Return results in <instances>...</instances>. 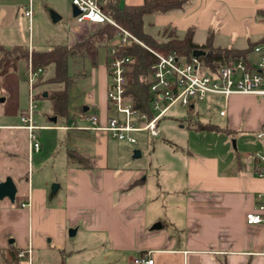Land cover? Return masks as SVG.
Here are the masks:
<instances>
[{
    "label": "crops",
    "instance_id": "crops-1",
    "mask_svg": "<svg viewBox=\"0 0 264 264\" xmlns=\"http://www.w3.org/2000/svg\"><path fill=\"white\" fill-rule=\"evenodd\" d=\"M28 4L29 0H0V47H23L30 53L49 51L84 41L97 26L68 17L72 0H33L31 25L25 17ZM48 8L60 15L54 23L67 17L68 29L59 28L50 49L36 50L34 18L47 20ZM21 15L29 30L28 47L20 42ZM147 18L154 29L170 30L179 39L193 30L198 45H204L210 33L214 34L215 48L245 50L249 43H264V0H187L181 10ZM106 57L103 65H93L85 102L71 112L69 99L67 118L49 114L50 124L40 125L34 114L35 124L42 127L40 141L43 132L52 133V158L43 144L39 152H31L21 121L25 110L0 113V182L11 177L17 186L15 203L9 199L0 202V264H28L11 261V255L28 249L32 264H65L64 257L73 255L68 238L81 232L94 245L102 234L111 252L136 254L135 259L149 255L154 264H264V224L247 222V215L259 213L264 201V177L259 176L257 163L251 158L254 153H264V139L259 137L264 126V100L235 95L228 100L218 97L215 102L212 96L201 101L209 99L213 106L217 104L221 120H212L214 116L210 122L197 123L218 128L199 131L196 123L194 144L191 146L189 140V149L183 154L173 149L175 157L186 160L173 163L176 167L167 165L168 161L159 163L161 171L185 172L184 191L162 194L147 184L144 172L121 165L120 141L108 132L92 129L90 116L96 115L105 126L112 115ZM248 58L255 67L258 54L251 52ZM20 63L8 64L7 69H17ZM58 132L60 137L65 133L66 140H60ZM156 151L155 147L154 155ZM35 154L44 157V162H37L36 171ZM54 185H59L55 192ZM23 203L29 206L23 208ZM158 224L161 228L154 229ZM71 229L75 230L73 236Z\"/></svg>",
    "mask_w": 264,
    "mask_h": 264
},
{
    "label": "built area",
    "instance_id": "built-area-1",
    "mask_svg": "<svg viewBox=\"0 0 264 264\" xmlns=\"http://www.w3.org/2000/svg\"><path fill=\"white\" fill-rule=\"evenodd\" d=\"M105 0H72V5L79 11L75 17L79 23L110 24L119 30L117 39L108 49V92L107 99L112 115L105 126L100 124L96 115L89 117L92 129L108 132L118 141H126L131 145L139 143L137 135L145 134L149 141L161 136L159 123L168 115L173 106L180 105L194 109L195 106L208 97H222L228 100L235 95H251L264 100V43L255 47L258 54L255 67L243 59L230 58L224 63L208 64L209 55H191L180 58L176 54L162 55L150 50L157 61L150 73V108L152 118L134 108L131 96L127 95L130 84L128 74L131 72L133 59L123 55L122 50L132 43L145 45L130 31L121 27L107 15L103 9ZM34 16L33 0L25 10V17L32 25ZM44 74V69H29L28 83L30 85V106L21 114L24 129L28 132L31 152H39L42 148L39 131L42 127L35 124L34 114L37 107L35 84ZM225 112H221L224 116ZM260 138L264 139V126ZM251 158L256 161L259 176L264 177V153H254ZM264 195H262V199ZM26 203L22 207H28ZM259 213L247 215L249 225L264 224V201L259 206ZM18 258L32 264L31 249L20 251ZM134 264H154L149 255L138 257Z\"/></svg>",
    "mask_w": 264,
    "mask_h": 264
},
{
    "label": "rangeland",
    "instance_id": "rangeland-1",
    "mask_svg": "<svg viewBox=\"0 0 264 264\" xmlns=\"http://www.w3.org/2000/svg\"><path fill=\"white\" fill-rule=\"evenodd\" d=\"M143 1L144 0H123V4H139ZM45 11L47 20H45L42 16L37 18L36 15L34 18V31L32 38L34 40L33 43L36 50L50 49L55 44L54 37L59 28H64L65 30L68 29L67 27H65V20H67L66 16L62 22L60 21L59 23H54L52 19V12L56 13L57 15H59V13L49 8ZM147 16L148 15L144 17L145 31L147 34L151 35L158 42H162L172 36V32H170V30L154 29L152 27L153 22L150 20L151 18H147ZM68 17L71 18L73 22L77 23L76 18L73 15L72 5L70 6ZM19 19L22 22L23 29V36L20 38V42L21 44L28 47V26L25 24L26 20L22 17V15L19 17ZM107 49H100L97 61L98 64H104V59L108 55V51H106ZM4 53L5 52H1L0 48V60L3 57ZM75 60H70L68 69L69 76H71L72 79L76 81L75 83H73L70 89L71 112H73L76 107L82 105L85 102L84 91L89 92L91 90L92 79L90 75L93 71V68H95L92 61L88 59L76 57ZM51 65L53 67H49ZM51 65L44 67V74L35 84L37 103V107L35 109V119L36 122L40 125L49 123V114H51L52 116L55 115L52 107V102L49 99L63 87L62 84L53 83L55 77L53 68L55 67V65ZM31 66L33 67L31 58H29V61L27 62L22 61V63L18 64L17 69L15 68L16 66H12L11 68L7 69V66L2 67L0 65V113L14 114L17 108L25 110L24 112L29 109L31 91L30 85L27 82L29 69L31 68ZM150 78L151 77L149 76V83ZM37 87L40 88L38 89V94ZM45 93L48 94L47 97H44ZM40 95L42 96V98H40ZM38 97L42 102L40 101L38 103ZM208 98L210 99L211 97ZM212 98H215V102L217 101V99H219L218 97ZM209 99L205 102H199L196 105L195 109L183 107L180 105L173 106L166 118L162 121V135L158 139L153 140V142H148L149 140L146 138L145 134L138 135L139 144L137 145H130L125 141H120V144L118 145L121 149L118 153L119 155H124L121 165L135 172H144L145 175L143 177L147 178V184L150 185L153 189L159 188L162 194H166L167 192H169V190L184 191V183L182 182V178L184 179L185 172L180 171L175 173V171L179 170L169 168L167 170L161 171L159 168L161 165H159V163L163 164L168 161L167 165H172L173 163L180 164L184 160H186L185 157L184 159L179 155L175 157L173 154V149H176V151L179 150V153L183 154L184 151H187L189 149V140L191 146L194 144V137L195 135H197V132L194 130V125L198 121L210 122V120L214 116H216L212 120L216 119V122H220L221 119H218L219 111L215 109L218 106L217 104L213 106L212 101ZM209 104H212V106H209ZM71 115L73 116V114ZM182 126L184 128H182ZM62 128L67 129L66 126ZM51 134V132H43V141L41 140V143L44 146L43 150L48 149V152H46L48 153L47 156L49 158H52V155L50 154H53L55 152L51 151L50 145L53 144ZM54 134L56 133L54 132ZM64 135L65 133H62V136L60 137V132L57 133L58 138L63 141L66 140ZM155 147L157 150L156 155H154ZM60 149L61 148L59 147L57 151H60ZM136 151L141 152V157L135 158ZM43 158L44 157L38 158L37 154H35V171L37 170V162H39V160L40 162H44ZM174 166L176 167V165ZM99 237L100 240L96 245L91 243V238L89 242L86 241L85 237H83L82 232L77 237H69L68 243H70L69 247H73V255L65 256L63 262L65 264H134L136 254H118L116 252H111L107 243L103 240V235L99 234Z\"/></svg>",
    "mask_w": 264,
    "mask_h": 264
},
{
    "label": "trees",
    "instance_id": "trees-1",
    "mask_svg": "<svg viewBox=\"0 0 264 264\" xmlns=\"http://www.w3.org/2000/svg\"><path fill=\"white\" fill-rule=\"evenodd\" d=\"M186 3L187 0H175L173 2L146 0L142 5L131 6L123 4V0H105L103 5V9L107 15L113 18L118 25L130 31L145 45L144 47L137 43H132L121 52L123 55L130 56L133 59L131 72L128 74L130 84L127 95L132 97L134 108L142 114L147 115L149 119L152 118V112L150 108L151 97L149 93L150 83L148 78L152 66L157 61L156 57L150 52V50L165 55L176 54L180 58H189L195 51L202 50L207 51L209 54L206 61L211 65L217 62L224 63L230 58H243L249 63V65H252L248 57L251 52H254L255 47L261 44L249 43L248 48L245 50L215 48L213 46V33L209 34L208 40L204 45H198L194 42L193 30H189L182 39L171 36L162 42L156 41L151 35L146 33L144 24V17L146 15L164 14L181 10ZM96 25V28L90 33L87 39L77 42L72 46H57L49 51H34L32 54L28 49L23 47H15L13 49L0 47L1 52H5L0 60V65L5 67L8 64H14L20 61L27 62L29 61V58H31L35 70L39 68L44 69V67L54 64L55 77L53 83L62 84L63 87L60 91L50 97L49 100L52 102L55 114L59 115L61 118H67L70 89L74 82L72 77L69 76L68 69L70 60L79 57L82 59H88L92 61L93 65H97L100 49H107V47L109 49L117 39L119 33V30L110 24ZM40 98H42L41 95ZM195 126L199 131H213L218 128L212 124L201 123H197ZM15 260H20L18 258V253L16 255H11V261Z\"/></svg>",
    "mask_w": 264,
    "mask_h": 264
},
{
    "label": "water",
    "instance_id": "water-1",
    "mask_svg": "<svg viewBox=\"0 0 264 264\" xmlns=\"http://www.w3.org/2000/svg\"><path fill=\"white\" fill-rule=\"evenodd\" d=\"M73 14L76 17L79 14V11L76 8H73ZM52 18L54 22H57L60 19V17L54 12H52ZM193 54L199 57V56H205L206 52L202 50H197ZM47 96L48 94L45 93L44 97ZM139 157H141V152L136 151L135 158H139ZM58 187L59 185H54L53 192H55ZM16 195H17V186L11 177L7 178L6 181L4 182H0V202L3 201L4 199H9L12 203H15ZM159 228H161L160 224L154 227V229H159ZM70 235L72 236L75 235V230H71Z\"/></svg>",
    "mask_w": 264,
    "mask_h": 264
}]
</instances>
